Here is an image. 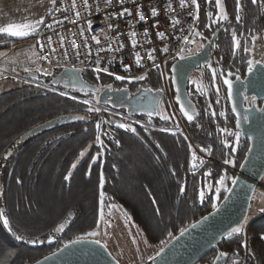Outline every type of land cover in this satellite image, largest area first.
Here are the masks:
<instances>
[{"label":"trees","instance_id":"trees-1","mask_svg":"<svg viewBox=\"0 0 264 264\" xmlns=\"http://www.w3.org/2000/svg\"><path fill=\"white\" fill-rule=\"evenodd\" d=\"M199 2L201 13L198 27L206 36L202 44L222 27L211 58V63L217 59L220 79L221 70L224 73L231 70L245 74L247 60L251 56L243 49L252 48V36L263 34L264 5L260 4V0L256 5H252L251 0H241V20L237 21L236 0H224L229 19L218 26L208 27L209 11L204 7V0ZM233 30L241 41V47L235 51ZM30 39L0 37V51H8ZM170 65L166 67L168 82L179 119L191 139L211 149L212 161L204 162L202 166L193 165L189 141L184 139L186 136L182 133L137 125L104 110L88 112L90 105L84 104L83 100H90V96L81 95L76 87L64 86L58 81L53 83L60 73L69 68L60 67L62 71L49 82L54 88L67 92V96L23 81L0 93V192L3 193L0 195V210L8 216L9 226L15 235L24 238L15 239L2 226L0 217V264H33L40 261L69 241L97 229L101 211H106L112 204L119 205L130 215L149 244L163 247L181 229L211 211L223 199L248 152L249 141L240 134L236 151L225 146V141L235 146L232 133L240 131L224 87L227 111L224 116L219 115L224 112L223 100L216 91L217 78L212 79L211 71L204 69L202 90L190 85L188 101L182 102L176 99L171 84ZM77 69L88 82L94 83L111 81L134 87L143 83L154 86L163 83L161 72L157 69L148 72L144 80L131 81L116 80L89 69ZM29 77L41 82L34 76ZM204 84L210 92L214 108L208 101ZM73 96L75 100L71 98ZM180 103L188 104L190 113L195 117L193 121H188L182 115ZM107 105L150 122L155 127L170 129L177 126L175 118L169 121L157 115L148 118L123 107ZM168 109L167 104L164 115H171ZM213 110L216 113L214 116L211 114ZM77 116L85 119H75ZM109 119L129 123L136 128V132L121 129L116 124H102L100 135L104 148L101 149L95 140L96 123ZM145 128L148 130L145 131ZM221 128L229 132L222 133L219 131ZM9 151L12 155L5 159ZM81 152H84L83 156ZM98 152H102V157L93 163ZM233 157L235 165L229 167L224 163V160ZM73 164H76L75 168ZM101 169L104 178L102 185ZM209 170L211 175H205ZM229 172L232 178L222 189L219 178ZM182 186L183 192L180 190ZM209 186L211 191H208ZM217 187H220L219 199L215 191ZM201 189L205 190L203 203L199 200ZM256 202L258 204L254 198L253 203ZM262 209L264 206L260 203L254 209V213L258 212L257 216L245 221L242 233L234 234L231 238L225 235L196 264H214L222 252L228 254L226 260L241 258L244 251L241 245L245 241V227L249 222V244L254 254L249 264H264ZM60 224L65 225L64 231L57 232ZM169 233L172 235L169 236ZM30 239L43 243L29 244L27 241Z\"/></svg>","mask_w":264,"mask_h":264},{"label":"water","instance_id":"water-1","mask_svg":"<svg viewBox=\"0 0 264 264\" xmlns=\"http://www.w3.org/2000/svg\"><path fill=\"white\" fill-rule=\"evenodd\" d=\"M221 30L222 27L217 29L202 49L171 63V84L176 96L181 97L180 101H188L190 75L213 57L212 49L216 45V39ZM262 40L264 43V31ZM173 66L177 71H172ZM76 70L79 69L69 68L65 72L73 74L79 81L81 80L80 70L78 72ZM228 71H225V74ZM231 72L234 85L231 97L227 94V85H223L240 134L250 144L239 170L235 173L234 178L237 179V183L230 185L229 188L232 191H227L215 208L184 228L187 231L183 235L180 231L168 240L162 247L164 251H159V255L156 254L148 264H196L227 232L245 223V216L250 211L256 185L261 183L264 177V111H262L264 109V68L258 66L252 73L246 70L244 76ZM73 85L78 87V84ZM204 87L208 101L214 108L207 85L204 84ZM177 89H179L178 92ZM246 96L256 97L255 101H262V105L259 107L253 104L245 107ZM110 97L114 98L115 107L130 105L129 100L132 99L129 88L111 89L107 86L101 92L99 101L102 105H107ZM233 104L236 106L235 111L232 110ZM95 240L86 238L79 243L68 242L65 244L67 247L64 245L49 255L47 260L44 258L41 264H119L111 251L102 242L96 244ZM225 262L226 257H223L216 260L214 264H225Z\"/></svg>","mask_w":264,"mask_h":264},{"label":"built area","instance_id":"built-area-1","mask_svg":"<svg viewBox=\"0 0 264 264\" xmlns=\"http://www.w3.org/2000/svg\"><path fill=\"white\" fill-rule=\"evenodd\" d=\"M186 2L191 4V0H186ZM71 3L72 0H57V4L55 7L66 6L68 8L67 13L52 12L51 14H49L48 12L44 18L45 24H48L52 22L53 18L60 20L62 19L63 15H67L69 17L68 20H64L61 24L54 25L52 30L46 29L43 25L40 27L41 34L37 35L35 40H40L45 43L44 49H40L38 44L39 61L42 66L81 68L94 71V68L98 63L101 68L107 67L109 73H114L115 75L121 76L135 77L145 75L148 72L156 69L155 67H153V62L148 58V53L151 52L152 49H155V63L160 65V68L157 70L163 73L162 78L166 82L168 78L166 69L167 65L180 58V55H184L187 48L190 46V44H192H184L182 41H178L176 37L181 35H189L190 32L196 30H198L201 35L190 36V39L195 40V38L197 37H205L198 27L201 6L199 7L198 12L199 18L194 19L193 17L196 15L195 7L193 6L189 7L188 9H181L179 7L178 0H172L175 12H170L168 14H165L161 0H136L137 4L143 6L142 10L147 17L146 23L138 20L136 16V7L133 5V3H131V0H128V2H126L124 6L131 9L133 15L131 17L126 15L122 19L113 18L111 20H107L103 13L98 14L96 12V5L94 3L92 4L91 14L88 16H82L78 19L74 15L73 9L71 8ZM76 3L77 9L83 12L84 8L81 4V0H76ZM113 5H116V0H113ZM150 6L157 7L160 12L158 17L153 18L149 15ZM100 7L103 9L104 5L101 4ZM120 10L121 9L119 7H112L110 9H106L105 11L110 13L119 12ZM189 13H191V15H189ZM173 18L179 20V23L175 25V29L173 28ZM81 20H83L84 23H81ZM88 20H91L92 22V28L90 30L88 29L86 23V21ZM109 23L113 25V28L109 29ZM154 24H156L157 26L153 27ZM77 25H79V27ZM117 25L118 28L116 27ZM100 29H104L105 31L101 33ZM180 29H183V32H181ZM145 30H147V35H145ZM132 31H135L137 34L135 38L137 40L136 47H133L131 44L130 34ZM158 31L165 32V37L163 38V40H161L156 35ZM60 35H63L64 37L63 45H61L59 41ZM93 35L98 36L100 45H97L96 42L91 39ZM49 36H51L52 38L51 44H48L47 42ZM85 37H87V45L91 48V55H88L87 49L85 47ZM73 40L75 44L79 45V56H77V49L72 47ZM262 41L263 40L261 39H257L255 43H261ZM109 44L111 45L113 51H107ZM120 45H122V47ZM53 47L57 50L55 53L51 51V48ZM164 47L169 48L168 53H164L162 51ZM182 48L183 52H181ZM64 50H66V54ZM137 54L142 57V60L137 61ZM43 56H47L48 60L40 59V57ZM214 62L218 64L215 59ZM126 66H130V68L126 70ZM100 73L115 78V75H109L103 71H101ZM220 92L224 93V95L221 96V99L224 102L223 107L224 112L226 113L227 106L225 102V92L223 90V86H221ZM105 109L115 115L119 114L118 116L127 118L131 121H138L136 117L129 116L113 108ZM176 119L181 122L179 117H176ZM143 125L147 124L143 123ZM154 129L163 130L166 128L155 127ZM183 132H185V128H183ZM185 136L187 137L190 144L191 159L194 166L200 164L201 160H203L204 162L212 161L211 153L209 154L207 152L201 151L205 148L209 149L207 146L191 139L187 133H185ZM193 152H195L196 154L195 158L193 157ZM225 168L227 170H230V168H227V166H225ZM260 191H264L263 181L257 184L255 188V193ZM249 228L250 222L245 227V241L247 242L249 252L252 253L249 244ZM247 255L248 254L244 250L239 260H230L226 264H249L250 261L246 259Z\"/></svg>","mask_w":264,"mask_h":264},{"label":"snow or ice","instance_id":"snow-or-ice-1","mask_svg":"<svg viewBox=\"0 0 264 264\" xmlns=\"http://www.w3.org/2000/svg\"><path fill=\"white\" fill-rule=\"evenodd\" d=\"M126 2H128V0H116V5H113V0H91V2H90V0H81V4L83 5V8H84V11L81 12L80 10L77 9L76 0H72L71 8L73 9L74 15L79 19L82 16H88V15L91 14V12H92V4L94 3L96 5V12L98 14L99 13H103L107 20H111L113 18L122 19L126 15L129 16V17H131L133 15L131 9H129L128 7L124 6ZM161 2H162V5H163V9H164L165 14H168L170 12H175V8L173 7L172 0H161ZM50 3L52 5V8H48L47 9L49 14H51L52 12L67 13L68 8L66 6L55 7L56 4H57V0H50ZM131 3H133V5L136 7V16H137L138 20L141 21V22H145L146 23L147 22V17L145 15L144 11L142 10L143 6L140 5V4H137L136 0H131ZM206 3L212 4L213 0H206ZM214 3H215V7L217 9V11H216V19H215L214 22L215 23H219L220 21H227L229 19V17L226 14V8L222 4V0H214ZM101 4L104 5L103 9L100 7ZM178 4H179V7L181 9H188L189 7H193L194 6L195 9H196V15L193 18L194 19H198L199 18L198 12H199L200 5H199L198 0H191V4L187 3L186 0H178ZM251 4L252 5H256L257 4V0H251ZM260 4L264 5V0H260ZM112 7H119L121 10L119 12H110V13L105 11L106 9H110ZM241 9H242L241 0H236V13L237 14L235 16V19L237 21L241 20V15H240ZM159 14H160V12L157 9V7L150 6L149 15L151 17L156 18V17H158ZM189 15H191V13H189ZM208 15L211 17L212 13H208ZM68 19H69V17L67 15H63L62 19L58 20V19L53 18L51 23L45 24L44 17L41 16V17H39V19L35 20L31 24H22L21 25V24L9 23L6 27L0 26V37L24 38V37H29V36H32V35H40L41 34L40 33V27L42 25L46 29L52 30L54 25H59L64 20H68ZM69 22H74V21H69ZM81 23H84V21L81 20ZM86 23H87L88 29L90 30L92 28L91 20L86 21ZM177 23H179V20H176L175 18H173V28L174 29H175V25ZM77 26L79 27V25H77ZM156 26H157L156 24L153 25V27H156ZM108 27H109V29H111V28H113V25L111 23H109ZM116 27L118 28V25ZM208 27H211V25H208ZM21 28H23L25 30H20ZM104 31H105L104 29H100L101 33H103ZM180 31L183 32V29H180ZM225 31H227V29H225ZM136 35L137 34H136L135 31H132L131 34H130V36H131V44H132L133 47H136V45H137V40L135 39ZM145 35H147V30H145ZM156 35L161 40H163V38L165 37V32L158 31L156 33ZM199 35H201L200 32L198 30H196V31L190 32L189 35L178 36V37H176V39L178 41H182L184 44L195 43V40L194 39H190V36H199ZM232 36H233V40H234V51H235V50H237V49H239L241 47V41L236 38L235 30H233ZM51 39H52L51 36H49L48 39H47L48 44H51ZM91 39L94 40L97 45H100V40H99L97 35H93L91 37ZM251 39L253 41V44H255V42L258 39V37L257 36H252ZM59 41H60L61 45H63V43H64L63 35L59 36ZM5 42H7V41H5ZM84 42H85V47L87 49L88 55H91L92 54L91 48L87 45V37H85ZM209 43H211V41H209ZM36 44H39L40 49H44L45 48V43L43 41L37 40ZM120 46L122 47V45H120ZM72 47L77 49V56H79L80 55V53H79V45L75 44L74 40L72 42ZM203 47H204L203 44L199 45L200 49H202ZM51 51L53 53H55L57 50L53 47V48H51ZM64 51H65V54H66V50H64ZM107 51H113V49L111 48L110 44H109V47H108ZM155 51H156L155 49H152V51L148 53V58H149L150 61L153 62V67H155L156 69H159L160 65L155 63V56H154ZM162 51L164 53H168L169 52V48L168 47H164L162 49ZM243 51L245 53H248L252 57V58L247 60V71L249 73H252L254 71V69L257 68L258 66L264 68V58H259V59L256 58L255 57V49L254 48L244 47ZM181 52H183V48L181 49ZM0 55L6 56L7 54L6 53H0ZM184 58L185 57L183 55H180V59H184ZM40 59L48 60V57L47 56H43V57H40ZM136 59H137V61H140V60H142V57H140L139 54H137ZM140 66H143V65H140ZM207 66L211 70L212 79L215 80L216 77H217V69L213 68L211 64H208ZM129 68H130V66H126V70L129 69ZM25 71L28 72L29 76H33L34 75L33 71L30 68H26ZM76 71L78 72L79 70H76ZM94 71L97 74H99L101 71H103V72H105V73H107L109 75H115L114 73H109L107 67L101 68L98 63H97V66L94 68ZM172 71L173 72L177 71L175 66H173ZM43 75L51 76L52 73L50 71H44ZM161 75H163V73H161ZM220 75L223 77V84L227 85V94H228L229 97H231L233 95V87H234L233 79H232L233 73L231 72V70H229L225 74L223 72V70H221L220 71ZM115 79L116 80H121V81H123V80H130V81L131 80H144V79H146V74L145 75H140V76H135V77H133V76L115 75ZM173 79H174V77H173ZM53 83H56V81L53 80ZM198 90H199V86H198ZM159 91H163V90L161 89ZM178 91H179V89H177V92ZM216 91H217V93H219V86H216ZM61 95L67 96L68 93L67 92H62ZM71 98L73 100L76 99V97H74V96L71 97ZM176 99L178 101H180L181 97L179 95H177ZM255 99H256V97H251V98H249L247 96L245 97L246 101H255ZM216 102L219 103V100H217ZM83 103L86 104V105H91L92 101H90L88 99H85V100H83ZM97 103H98V100H97ZM250 106H251V104H250ZM235 107H236L235 104H233V109H232L233 111H235ZM100 111H101L100 107H91L90 106L88 108V112L99 113ZM105 111H107V109H105ZM180 111H181L182 115L184 117H186V119L188 121H193L194 120L195 117H194L193 114L190 113L189 106L185 105L184 103H180ZM262 111H264V109H262ZM154 114L157 115V116H161V118L163 120H165V121L173 120L174 117H175V113H173L172 115H164L163 114V109L160 106V101L159 100L156 102V106L151 111H149L147 113L149 118H151ZM211 114L213 116L216 115L214 110L212 111ZM219 115L220 116H224L225 112L222 111V112L219 113ZM75 119L82 120V119H85V117L77 116V117H75ZM135 123L139 124L140 121H135ZM102 124H109V125L116 124L117 127L121 128V129H125V130L131 131L133 133L136 132V128L133 127L129 123H118L114 119H109V120H106V121L105 120H100V121H98L96 123L97 135H96L95 140H96V144L99 145L101 147V149L104 148V141L101 139V135H100V133L102 131V129H101V125ZM177 127H178V122H177ZM144 130L147 131L148 129L145 128ZM163 130L164 131H170L171 129H167L166 128V129H163ZM219 131L222 132V133H227L228 129L221 128V129H219ZM104 135L107 136L108 133L105 132ZM232 135L235 137V146L229 144L227 141H225V146L230 147L232 149V151L234 152V151H236V149L239 146L240 133L237 131V132L232 133ZM184 139H187V137H184ZM116 143L119 144V141L117 140ZM85 151H87V149H85ZM201 151L207 152L209 154L211 153V149H207V148L202 149ZM11 155H12V153L9 151L8 153L5 154L4 158L7 159L8 156H11ZM80 155L83 156L84 152H81ZM195 155H196L195 152H193V157L194 158H195ZM101 157H102V152H98L96 157L93 158V163H95L96 160L100 159ZM224 163L225 164L235 165L236 160L233 157V158H229V159L224 160ZM200 164L202 166L204 164V161L201 160ZM72 167L75 168L76 164H73ZM205 175H211V171L209 170L207 173H205ZM226 179H227V173H225L223 176H221L219 178L220 187H225ZM100 180H101V185H102L103 181H104L102 169H101ZM231 183L232 184H236L237 183V179L236 178H232ZM220 187H217L215 189L216 194H217V199H219ZM180 190H181V192H183L184 191V187L182 186ZM211 190H212V188H211V186H209L208 187V191H211ZM227 191L231 192L232 189L231 188H227ZM2 194L3 193L0 192V195H2ZM204 198H205V190L201 189L199 191V200H200L201 203H203ZM101 204H103V193H101ZM214 207H215V205H214ZM262 211H264V209H262ZM0 217H2V226H4L6 228V230L10 234H12L15 239H18V240L24 239L22 236L15 235V233L12 230V228L9 226L10 225L9 218L3 212V210H0ZM103 218H104L103 217V211H101L100 219L103 220ZM193 227H195V225H193ZM64 228H65V225L64 224H60L56 228V231L57 232H62V231H64ZM185 231H187V229H181V235H183ZM243 231H244V228H243V225L241 224L240 226L232 228L231 231L226 233V236L228 238H231L234 234H239V233H242ZM97 235H98V233L96 231L88 232L85 235L77 237V239L74 240V241H69V243L70 244L71 243H79V242L83 241L84 239H86L87 237H96ZM171 235L172 234L169 233V236H171ZM261 239H264V236H262ZM94 242L96 244H100L101 243L100 240H95ZM27 243H29V244H37V243H43V241H40V240H37V239H30V240L27 241ZM161 243H164V242L161 241ZM241 246L244 248L245 252L248 254L246 259L251 261V259L253 258L254 254L249 252V249L247 247V242L245 241ZM65 247H67V245H65ZM105 247H106V245H105ZM163 251H164V249L161 248L160 252H163ZM157 255H159V253H157ZM227 255H228L227 253L222 252L220 254V256H218L216 259L220 260L221 258H223V257H225ZM45 260H47V257H45Z\"/></svg>","mask_w":264,"mask_h":264},{"label":"rangeland","instance_id":"rangeland-1","mask_svg":"<svg viewBox=\"0 0 264 264\" xmlns=\"http://www.w3.org/2000/svg\"><path fill=\"white\" fill-rule=\"evenodd\" d=\"M222 4L225 6L224 0H222ZM204 7L208 9L209 11L208 13H212L211 17L208 15V21H207L208 24L210 23V25L213 27L218 26L219 23H221L222 21H220L219 23L214 22L216 19V11H217L214 0L212 4H208L206 3V0H204ZM48 8H52L50 0H0V26L6 27L9 23L21 24V25L31 24L35 20L39 19V17L41 16L45 18V15L48 13L47 11ZM226 14L228 15L227 11ZM20 30H25V29L21 28ZM36 36L37 35H32L27 37L31 39L15 45L12 49L8 51H0V53L7 54L6 56H3L1 58V62H0V67H2L5 70V72L0 73V76L5 77L4 79L7 80L4 88H13L14 86H16L15 83L18 85L20 84V82L23 81L36 86L39 85V87L46 90H52L55 92L62 93L64 91L49 85L50 79H52L57 74H59L62 71V69L60 67L42 66L40 64L39 49L37 47L38 44H36L33 41V39H35ZM205 38L206 36L204 38H199V37L195 38L196 46L194 48L199 49V45L202 44V40H204ZM259 39L262 40V36H258V40ZM207 40H209V38ZM205 43H203V45ZM252 48L255 49L256 58L258 59L264 58L263 41L261 43L253 44ZM208 64H211L212 67L216 69L218 67V64L214 62V59L212 60V63L210 59L205 64V69L207 71H211L207 66ZM26 68H30L34 73L33 76L41 80V82L30 79L28 72L25 71ZM44 71H50L52 75L45 76L43 75ZM216 78H217L216 86H219V94L221 98V96L224 95V93L220 92L221 86H223L222 80L220 79L218 74ZM190 85L191 87L193 86L197 89L199 86V90L200 91L202 90V86H203L202 69L198 68L196 71L192 73L190 77ZM159 86H161V89L165 94V104L169 105L168 110L170 111L171 115L175 113L174 118L176 120V117H180V115L177 112L173 102L168 78L166 82L163 80V83ZM76 91L81 95H86L87 97L90 96L89 97L91 98L90 101H92V104L90 106L100 107V109L104 111L105 108H110L108 105L104 106L99 102L97 103L99 94L94 92L93 90L77 88ZM106 112L114 116H118L108 110ZM138 121H140V123L137 125L146 126L149 128H155V125H153L150 122H144L143 120L141 121L139 119ZM131 122L136 124L135 121H131ZM177 122H178V127L176 126L170 129L174 130L173 132L182 133L185 135L187 131L183 122L181 121L182 124L178 120L176 121V123ZM143 123L147 125H143ZM156 128H160V127L156 126ZM183 128H185V132H183ZM227 165L230 167L231 164H227ZM228 166L227 168H229ZM231 178H232L231 173L230 172L227 173L225 187H221L222 189H225L227 187L228 182L231 180ZM262 181L264 183V178L262 179ZM254 198L255 200H258V204L257 202L253 203ZM253 200L251 203V209L245 216V221L252 220L257 216L258 212L254 213V209L257 207V205L261 203L264 206V191L256 192L254 194ZM103 217H104L103 220L100 219L99 227L94 230L98 233V235L96 237H91V238L100 240L104 245H106V247L118 260L119 264H148V262L162 248V245L160 246V245L149 244L142 230L133 222L130 215L126 213L119 205L112 204L109 209L103 211ZM234 259L239 260L240 258L238 257L229 258L228 260H226L225 264L230 260L235 261Z\"/></svg>","mask_w":264,"mask_h":264},{"label":"flooded vegetation","instance_id":"flooded-vegetation-1","mask_svg":"<svg viewBox=\"0 0 264 264\" xmlns=\"http://www.w3.org/2000/svg\"><path fill=\"white\" fill-rule=\"evenodd\" d=\"M195 46H196L195 43H193L192 46H189L187 48V50L185 51L183 56L195 53L196 51L200 50V48L195 49L194 48ZM199 69H202V72H203L205 69V64L203 66H201ZM235 73L241 74L238 72H235ZM191 75H190V77H191ZM241 75L244 76V74H241ZM80 79L81 80L78 81L74 78L73 74L66 73L64 71L58 75V77L56 78L55 81H58L59 83L63 84L64 86L74 87V85H73L74 83L78 84V87H76V88H88L89 90H93L94 92L98 93L99 96H100L101 92L107 86H109L111 89H117V88H123V87L129 88L130 95L132 97L131 101L129 100L130 105H120L119 107L126 108L130 112L137 113V114L143 115V116L148 117V118H149V116L147 115V113L149 111H151L156 106V102L158 100L160 101L161 108L163 110H166L165 94L163 91H159V90H161V86H159V85L154 86L150 83H143V84H140V85H137L134 87V86H130L128 84H115L114 82H111V81L110 82L105 81L102 83H93V82L91 83V82H88L86 80V78L83 76V74L81 72H80ZM221 80H222V77H221ZM222 84H223V82H222ZM189 87H190V80H189L188 88ZM223 87H224V85H223ZM99 96H98V100H99ZM248 97L251 98L250 96H248ZM113 103H114V98L110 97L108 99L107 104H113ZM250 104L251 105L255 104V105H258L260 107L262 105V101H246L245 107H249ZM189 111H190V109H189ZM154 116H155V114L152 117H154ZM87 238H91V237H87ZM92 239H94V238H92ZM64 245H62L61 247H63ZM61 247H59L58 249H55L52 253L56 252ZM52 253L46 255L45 257H48ZM44 258H42V260L38 261V263L35 262L33 264H41L42 261L44 260Z\"/></svg>","mask_w":264,"mask_h":264},{"label":"crops","instance_id":"crops-1","mask_svg":"<svg viewBox=\"0 0 264 264\" xmlns=\"http://www.w3.org/2000/svg\"><path fill=\"white\" fill-rule=\"evenodd\" d=\"M46 16V15H45ZM33 41L36 43V40L35 39H33ZM14 47V46H13ZM13 47H11L10 49H12ZM38 47V46H37ZM9 49V50H10ZM4 55H0V62H1V58L3 57ZM1 69H0V73H2V72H5V70L2 68V67H0ZM2 70V71H1ZM5 77H2V76H0V93L1 92H3L4 90H6V89H9V88H4V86H5V83H6V81L7 80H5L4 79Z\"/></svg>","mask_w":264,"mask_h":264}]
</instances>
